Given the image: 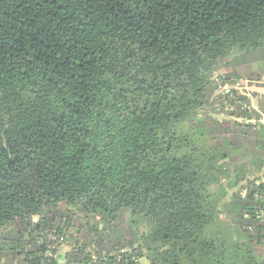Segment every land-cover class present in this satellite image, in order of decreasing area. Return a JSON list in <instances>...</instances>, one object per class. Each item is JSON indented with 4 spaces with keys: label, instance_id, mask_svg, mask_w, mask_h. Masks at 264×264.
<instances>
[{
    "label": "trees",
    "instance_id": "trees-1",
    "mask_svg": "<svg viewBox=\"0 0 264 264\" xmlns=\"http://www.w3.org/2000/svg\"><path fill=\"white\" fill-rule=\"evenodd\" d=\"M261 47L264 0H0V264H264V99L211 82Z\"/></svg>",
    "mask_w": 264,
    "mask_h": 264
},
{
    "label": "rangeland",
    "instance_id": "rangeland-1",
    "mask_svg": "<svg viewBox=\"0 0 264 264\" xmlns=\"http://www.w3.org/2000/svg\"><path fill=\"white\" fill-rule=\"evenodd\" d=\"M232 71H235L241 77L237 80L236 83L241 82L243 87L247 86L250 99L251 97L259 98L258 95L255 93V88L259 87L261 84L264 83V47L251 51H237L233 53L228 67H225L224 69L216 72L213 75L211 82L213 83V85L214 82L218 83V88L215 90V97H218L220 96V94H223L224 85H232V80L226 81L224 77L221 78V76H224L227 72L230 73ZM249 76H252L253 80H250ZM223 81L226 82L224 85ZM252 107L255 110L258 109L257 111H259L257 103H252ZM214 112L220 113L218 114V116L221 120L226 119L227 117L226 112H220L218 108L216 111L214 110ZM132 222L133 219L128 217L125 221L120 223V226L122 228H125L124 233L122 234L125 241L134 239L136 236H138L140 232H143L145 230V225H143L142 223L139 222L135 224ZM81 223H84V221H81ZM68 251L69 248H65L61 250V253L66 255ZM140 264H151V262L147 257H144L140 260Z\"/></svg>",
    "mask_w": 264,
    "mask_h": 264
},
{
    "label": "built area",
    "instance_id": "built-area-1",
    "mask_svg": "<svg viewBox=\"0 0 264 264\" xmlns=\"http://www.w3.org/2000/svg\"><path fill=\"white\" fill-rule=\"evenodd\" d=\"M233 90H238L242 93H245L247 96L250 97L247 86L243 87L241 82H238L235 85L226 84L223 86V93L225 95H230ZM226 106H227V109H230V105L226 104ZM70 235H71V231L69 229H67L66 227H61V231L56 230V229L52 231L51 240H53L54 244L49 245V251H48V255H47L48 258L55 259V258H57V256L59 254H62L61 250L65 249V248L70 249V242H69ZM125 252H126L125 250H115L109 254L107 251H104L102 253V256L104 257V260H109L112 257L113 258L112 264H121L122 255ZM92 261L94 263L99 261V257L96 253H94L92 255ZM132 263L133 264H140V260L136 257H133Z\"/></svg>",
    "mask_w": 264,
    "mask_h": 264
},
{
    "label": "crops",
    "instance_id": "crops-1",
    "mask_svg": "<svg viewBox=\"0 0 264 264\" xmlns=\"http://www.w3.org/2000/svg\"><path fill=\"white\" fill-rule=\"evenodd\" d=\"M255 93L258 95L259 98H252V103H257L258 107L260 106V101L264 99V88L263 87H256L255 88ZM259 99V100H257ZM257 101V102H256Z\"/></svg>",
    "mask_w": 264,
    "mask_h": 264
}]
</instances>
